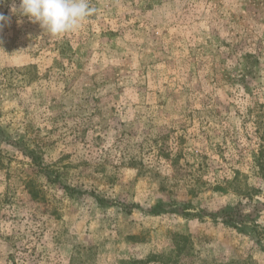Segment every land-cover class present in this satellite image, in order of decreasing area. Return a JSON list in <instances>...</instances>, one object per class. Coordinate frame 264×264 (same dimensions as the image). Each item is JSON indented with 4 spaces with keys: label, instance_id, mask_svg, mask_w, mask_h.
Masks as SVG:
<instances>
[{
    "label": "rangeland",
    "instance_id": "1",
    "mask_svg": "<svg viewBox=\"0 0 264 264\" xmlns=\"http://www.w3.org/2000/svg\"><path fill=\"white\" fill-rule=\"evenodd\" d=\"M89 3L0 0V264H264V0Z\"/></svg>",
    "mask_w": 264,
    "mask_h": 264
},
{
    "label": "clouds",
    "instance_id": "2",
    "mask_svg": "<svg viewBox=\"0 0 264 264\" xmlns=\"http://www.w3.org/2000/svg\"><path fill=\"white\" fill-rule=\"evenodd\" d=\"M13 11L55 36L78 30L95 14L96 8L90 6L89 0H19V8L13 7ZM8 19L0 13V27Z\"/></svg>",
    "mask_w": 264,
    "mask_h": 264
},
{
    "label": "trees",
    "instance_id": "3",
    "mask_svg": "<svg viewBox=\"0 0 264 264\" xmlns=\"http://www.w3.org/2000/svg\"><path fill=\"white\" fill-rule=\"evenodd\" d=\"M264 126V124H263ZM253 163L258 170V173L261 176H264V138L263 142L259 145L257 153L254 155ZM176 162L173 163V166L178 167L179 165Z\"/></svg>",
    "mask_w": 264,
    "mask_h": 264
}]
</instances>
